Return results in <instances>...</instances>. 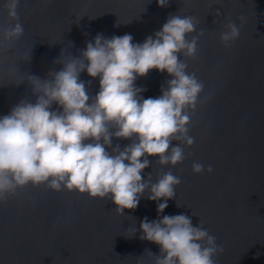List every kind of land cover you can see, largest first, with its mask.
Returning <instances> with one entry per match:
<instances>
[{
    "label": "water",
    "instance_id": "obj_1",
    "mask_svg": "<svg viewBox=\"0 0 264 264\" xmlns=\"http://www.w3.org/2000/svg\"><path fill=\"white\" fill-rule=\"evenodd\" d=\"M3 4L0 0V25H7L12 22ZM176 13L197 17V31L205 30L197 57L188 61V71L205 85V103L190 132L196 142L186 149L193 155L162 169L182 180L176 198L158 214L163 200L150 201L146 192L136 209L120 216L111 200L29 185L0 203V264H153L147 252L159 255L160 246L139 238L141 221L181 213L194 226L202 221L223 245L217 264H264V0H169L167 7L157 0H20L24 34L0 46V117L21 99L35 102L28 75L44 79L50 70L59 71L98 33L131 34L134 43H143ZM225 16L242 23L239 39L228 49L220 41ZM80 79L91 81L90 95L99 91V78L85 71ZM169 79L153 69L135 83L146 89L145 99L156 98ZM117 143L124 147L131 141L114 139L113 146ZM149 160L142 177L152 173L155 182L161 169L154 157ZM193 161L212 165L213 173L194 174ZM131 229L137 232L128 237Z\"/></svg>",
    "mask_w": 264,
    "mask_h": 264
},
{
    "label": "clouds",
    "instance_id": "obj_2",
    "mask_svg": "<svg viewBox=\"0 0 264 264\" xmlns=\"http://www.w3.org/2000/svg\"><path fill=\"white\" fill-rule=\"evenodd\" d=\"M157 4L167 7L169 0H157ZM19 5L20 0H4L12 23L0 25V46L24 34ZM237 19L243 22L244 17ZM225 21L220 41L228 49L239 39L242 23L238 26L230 16ZM199 23L192 15L170 14L162 29L143 43H134L131 34L106 38L98 33L78 56L65 59L59 71L50 70L44 79L28 75L35 102L21 99L0 117V203H7L29 185L43 186L111 200L121 216L126 209H136L147 192L148 200H163L157 205V213H163L168 200L176 198L175 189L182 180L162 169L182 164L193 155L186 151L196 142L190 135L193 118L205 103L204 82L196 72L188 71V61L197 57L199 40L205 34L204 29L197 31ZM153 69L166 72L171 79L161 87L160 96L145 99L146 89L135 82ZM85 71L99 78L94 96L88 91L91 81L80 79ZM114 139L131 143L113 146ZM149 157L161 169L155 182L152 173L146 180L142 177L152 163ZM191 169L194 174L214 171L212 165L205 168L199 161H193ZM131 231L128 237L137 229ZM140 231L141 240L160 246L159 255L147 252L153 264H217L215 258L224 253L223 245L217 244L202 221L194 226L183 213L154 221L145 217Z\"/></svg>",
    "mask_w": 264,
    "mask_h": 264
}]
</instances>
